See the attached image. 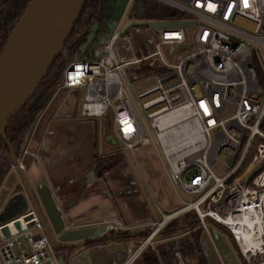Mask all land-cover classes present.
<instances>
[{"label": "built area", "instance_id": "2783aa9c", "mask_svg": "<svg viewBox=\"0 0 264 264\" xmlns=\"http://www.w3.org/2000/svg\"><path fill=\"white\" fill-rule=\"evenodd\" d=\"M156 1L196 22L193 35L186 26L158 28L154 51L126 60L116 46L125 31L117 26L98 56L69 61L61 86L84 90V116L112 114L115 138L134 156L148 140L140 110L172 176L193 197L174 213L193 210L203 227L211 219L226 228L243 264H264V86L256 67H264V0ZM177 44L185 55L166 59L162 47ZM140 63L158 72L153 86L136 93L137 108L121 72L128 78V68ZM220 156L226 158L222 175L214 170ZM18 166L25 168L19 158ZM0 237L2 264H61L36 209L0 225ZM175 255L177 264H187L180 250Z\"/></svg>", "mask_w": 264, "mask_h": 264}, {"label": "crops", "instance_id": "0c3cea01", "mask_svg": "<svg viewBox=\"0 0 264 264\" xmlns=\"http://www.w3.org/2000/svg\"><path fill=\"white\" fill-rule=\"evenodd\" d=\"M136 22L137 24H130L137 27L136 33L154 35L157 41L159 40L157 29L164 26H151L146 23L147 20ZM127 33L128 31L125 30L124 38L132 45L131 38L126 36ZM156 43L152 45L151 42L148 44L143 41L136 47L131 46V59L134 55L143 56L152 53ZM174 47L178 50L170 55V59L178 61L185 55L186 48L181 44ZM118 51L128 60L120 52V48ZM142 66L147 65L133 64L128 71L129 80L134 71L135 78L142 83L139 91L153 86L151 82L146 83V81L153 80L155 83L153 75L158 72L154 69L147 74L140 73ZM83 100L82 88L60 85L43 105L31 129L26 147L18 157L25 168L21 169L22 173H20L12 163L4 177L0 178V225L32 209L37 210L34 198L45 216L39 193L49 190L66 229L99 226L104 227L106 232L132 231L126 237H110L97 242L79 241L69 256H67V248H62L58 250L62 259L61 264H148L142 252L134 254L143 242L140 241L142 237L140 233L154 228L164 215H171L170 213H174L186 203H175L172 210L167 211L160 207L158 209L151 207L135 177L134 168L122 157L121 161L110 170L104 173L98 171L96 156L121 154L119 148L114 145L120 143L109 136V133L106 138L108 137V142L114 144H108L106 140L100 143L101 131L98 120L82 114ZM147 141L138 150L142 147L152 150L151 143L148 144ZM221 228L216 222L211 221L200 233L201 252L208 264H228L223 237L225 235ZM195 229L188 227L186 231L177 232L169 238L178 242L174 237L180 236L181 239L190 237ZM1 243L0 237V245ZM0 264H2L1 255Z\"/></svg>", "mask_w": 264, "mask_h": 264}, {"label": "water", "instance_id": "95a60500", "mask_svg": "<svg viewBox=\"0 0 264 264\" xmlns=\"http://www.w3.org/2000/svg\"><path fill=\"white\" fill-rule=\"evenodd\" d=\"M88 1L32 0L29 3L24 15L0 52V138H6L7 127L29 101H31L29 103L31 108L38 103L42 106L47 103L53 91L39 90V87L49 75L50 70L71 38ZM127 2L128 0L103 1V11L99 17L101 22L93 26L88 35V40L83 46V52L88 50L92 53L98 43L104 42L112 29L118 26L127 9ZM107 8L109 10L106 13ZM146 23L151 26L160 25L164 27L196 25V22L189 20L147 21ZM130 24H137V22L134 21ZM98 36V43H94ZM90 45L92 46L89 49ZM99 54V49H96L94 56ZM30 133L31 131L25 136L22 150L26 147ZM109 136L118 142L112 131L109 132ZM11 151L12 163L17 165L18 156L12 147ZM17 169L22 173L19 166ZM39 197L45 216L33 197L35 206L44 221L51 242L56 250L67 248V256L79 244V241L86 242L102 237L106 233L105 228L99 226L66 229L65 222L58 211L51 192L49 190L40 191ZM165 223L166 219L162 225ZM56 241L59 243L57 244Z\"/></svg>", "mask_w": 264, "mask_h": 264}, {"label": "trees", "instance_id": "16d2710c", "mask_svg": "<svg viewBox=\"0 0 264 264\" xmlns=\"http://www.w3.org/2000/svg\"><path fill=\"white\" fill-rule=\"evenodd\" d=\"M32 0H0V52L7 43L12 31L16 27L17 23L24 15L29 3ZM103 1L104 0H89L86 9L78 22L71 38L69 39L67 45L65 46L60 57L57 59L49 75L42 82L45 86V90L54 91L63 82L64 69L69 61L73 59H80L88 56L86 52H83V46L88 40V35L92 31L93 26L101 22L99 17L103 11ZM141 4V5H140ZM143 9V12L138 16L139 20H149L153 21L154 16H158V19L165 20H183L185 17L178 15V11L169 10L164 12H159V7H154V10H149L146 2L142 0H135L133 7H138ZM109 10V8H107ZM106 10V13L108 12ZM154 69L147 66H142L139 70L140 73L147 74L152 72ZM43 106L38 103L34 107L25 108L24 114L17 121L12 120L5 131L6 138H0V178L9 170L12 164V151L19 157L22 153V145L26 134L31 131L33 125L35 124L39 114L41 113ZM11 145V147H10ZM118 155L110 156V159L115 158ZM121 161L120 158L110 160L109 162H104V160L96 156V168L101 173H104ZM185 215H189V226L177 224V217L170 219L158 232V235H165L169 233L170 236H174L177 232L186 231L187 227L196 228L192 236L181 239L180 241H170L167 245H161L158 252L155 251H142L141 254L144 255L148 264H177L175 251L178 249L187 264H191L189 259H197L196 264H208L205 256L201 252L200 245V233L203 227L200 223L196 221L197 213L195 211H188ZM219 225V224H218ZM226 230L225 227L219 225ZM151 232V229H146L141 232L142 237L147 236ZM168 237V238H169ZM110 237H105L104 235L97 239H90L88 242H97L109 239ZM115 238V237H114ZM116 238H119L116 237Z\"/></svg>", "mask_w": 264, "mask_h": 264}, {"label": "rangeland", "instance_id": "374dc122", "mask_svg": "<svg viewBox=\"0 0 264 264\" xmlns=\"http://www.w3.org/2000/svg\"><path fill=\"white\" fill-rule=\"evenodd\" d=\"M142 1L146 2V5L149 8V10L153 11L155 6L159 7L158 8L159 12H164V11L169 10V7L167 5H165L161 2H158L156 0H142ZM133 5H134V3L132 4V7H133ZM134 9L135 10L139 9V6L135 7ZM178 15L181 17H185L183 20H189V16L184 12L178 11ZM134 21H135V19H134L133 15H131V8L128 7L126 9L125 13L123 14V17L121 18L119 24H118V29L123 31L130 23H132ZM153 21H163V19H161V18L158 19V16H154ZM165 21H170V20H165ZM136 28L137 27H134L133 25L126 28V31H128V33H127L128 35H126V36L131 38L132 45H130L124 37L121 38L120 40H118V42L116 43L117 48H120V52L128 60L131 59V56H130L131 55V52H130L131 46L136 47L139 44H141V42H143V41H145L148 44L151 42L153 45V43L154 42L156 43V41H157V37L155 38L154 35H139L138 33H136L137 32L135 30ZM140 28L142 29L144 27H140ZM188 31H189L190 35H193L195 28L193 26H188ZM158 39H160V38H158ZM98 41H99V36L96 37V39L94 40V43H98ZM191 45L192 46L194 45V43L192 41H191ZM91 46L92 45H90L88 48L90 49ZM96 49H99V51L101 52L102 44L98 43V46H96V48L93 49L92 53H90L88 51L87 52L88 56H94ZM152 49H154V48L152 47ZM177 50H178V48L174 47V45H165L162 47V52H163L165 58L169 59V60H170V55L173 52L176 53ZM256 67L258 70L259 80L264 86V67L260 63H257ZM129 69L130 68H128V70ZM134 73L135 72L133 71V73L131 74L130 80L127 78L124 71L121 72V75H122V78L124 81V87L132 95L135 106L138 108V104L136 101V93H138L139 90H141L140 87H142V83H140L135 78ZM147 82H151V84H154L153 80L146 81V83ZM45 88L46 87L43 86V84H41L39 87V90L45 89ZM30 102L31 101H29L28 104L25 105L21 109V111L13 118L14 121H17L19 118H21V116L24 114L25 108H28ZM139 112H140L141 117H142V119H143V121L147 127V132L149 135L147 143L148 144L151 143L152 150L151 149L148 150L147 148L142 147V149L136 150V153L134 156L130 151L125 149L121 144L116 145L114 143L108 142V140H107L108 137L106 138V135H108V133L111 130V122H112L111 119L113 117L112 114H110L109 116L95 118L96 120H98V126H99L100 131H101V137H99V140H100V143L105 142V140H106V142L108 144H114L115 146H117L119 148V152L121 154H117L118 156H116L113 159H110V156L98 155L97 157L104 160V162H106V161L109 162L110 160H114V159H118V158L121 159V157H122V159L124 161H127L134 168L135 177L137 178L138 183L141 186L142 191L145 194L147 202L150 204V206L154 207L156 209H158L160 207L162 210H165V211L172 210L171 208H173L175 203L185 204V203H188L189 201H191L193 199V197L187 195L184 191H182L178 182L172 176L170 168H169L164 156L162 155L160 146L157 142L155 134L153 133V130L149 126V123H148L147 119L145 118L144 114L140 110H139ZM262 129L264 130V121L262 124ZM111 146H113V145H111ZM146 146H148V145H146ZM250 155L246 159V161H245L244 165L241 167V169H243V167H245L247 162L250 160V157H251ZM214 170L219 175H222L226 172V158L224 156H220L217 159V162L214 164ZM21 179L23 180V178H21ZM170 214H173V213H170ZM177 216H176L177 217L176 221L178 222L177 224L189 226V224H188L189 219H187L189 215H185V213H182V214H179ZM163 220H164V217L161 218V222ZM211 221H212L211 219H208L207 223L209 224V223H211ZM158 224L159 223H157V225L154 228H151V232L147 236L141 237L140 241L141 242L144 241L157 228ZM221 231L225 235L223 237H224V243H225L226 262L228 264H243V259L239 255L237 248L235 246V243H234L233 239L231 238L230 234L223 228H221ZM131 233H132V231H130V230H116V231H108L104 234V236L105 237H111V238L112 237H118V236L119 237H123V236L126 237V236H129ZM169 236H170L169 233H165V235H161V236H159L157 234L153 238L151 243H149L148 246L146 247V251H152V252L155 251L157 253L158 249H159V247H161V245H167L171 241L172 238H168ZM174 238L177 239L178 241H180V239H181L180 236H177V238L176 237H174ZM58 255H60V254H58ZM196 261H197V259H194V258L189 259V262L191 264H196L197 263Z\"/></svg>", "mask_w": 264, "mask_h": 264}, {"label": "flooded vegetation", "instance_id": "af4514ba", "mask_svg": "<svg viewBox=\"0 0 264 264\" xmlns=\"http://www.w3.org/2000/svg\"><path fill=\"white\" fill-rule=\"evenodd\" d=\"M131 8V15H133L135 21H138L139 18L138 16H140L143 12V9L142 8H139V9H134L135 7H130ZM108 11V10H107Z\"/></svg>", "mask_w": 264, "mask_h": 264}, {"label": "bare ground", "instance_id": "6f19581e", "mask_svg": "<svg viewBox=\"0 0 264 264\" xmlns=\"http://www.w3.org/2000/svg\"><path fill=\"white\" fill-rule=\"evenodd\" d=\"M180 213H182V212H178V213L176 212V213H174L173 215H172V214H171V215H166V218H165V219H166V222H167L168 220H170L171 218L176 217V216L179 215ZM162 222H163V221H162ZM161 226H162V225H161ZM159 230H160V229L157 230V233L159 232Z\"/></svg>", "mask_w": 264, "mask_h": 264}, {"label": "snow or ice", "instance_id": "6c2138e0", "mask_svg": "<svg viewBox=\"0 0 264 264\" xmlns=\"http://www.w3.org/2000/svg\"><path fill=\"white\" fill-rule=\"evenodd\" d=\"M245 3H246V0H245Z\"/></svg>", "mask_w": 264, "mask_h": 264}]
</instances>
